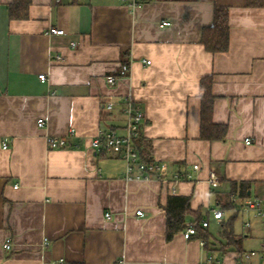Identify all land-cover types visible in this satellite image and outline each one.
Instances as JSON below:
<instances>
[{"label":"crops","instance_id":"0c3cea01","mask_svg":"<svg viewBox=\"0 0 264 264\" xmlns=\"http://www.w3.org/2000/svg\"><path fill=\"white\" fill-rule=\"evenodd\" d=\"M13 2L0 0V264H238L250 252L264 264V220L241 209L264 199V0H32L23 21L10 20ZM216 7L229 12L224 53L202 44ZM124 64L130 75L110 86ZM209 80L223 141L200 138ZM128 101L144 112L136 148L166 166L161 179L127 180L126 163L93 146L126 134ZM49 137L67 146L50 149ZM171 197L190 200L187 226L200 230L189 240L188 227L167 240ZM232 218L242 253L224 247Z\"/></svg>","mask_w":264,"mask_h":264},{"label":"built area","instance_id":"2783aa9c","mask_svg":"<svg viewBox=\"0 0 264 264\" xmlns=\"http://www.w3.org/2000/svg\"><path fill=\"white\" fill-rule=\"evenodd\" d=\"M57 3L60 0H56ZM121 3H125L132 8L139 7L141 4V0H117ZM169 23L164 22L162 27L168 26ZM50 35L56 36H64L65 31L59 30L55 28H51L49 30ZM60 59V58H58ZM147 65H150V61H146ZM131 73L130 64L122 65L119 75L118 76H107L106 81L107 83L113 87L117 85L120 80L126 79ZM40 80L45 81L46 76L40 75ZM112 105H108V109H112ZM122 113L127 117V125H126V134L119 135L114 131L102 132L98 136V138L93 142L94 148L99 151H106L109 152L126 163V173L125 177L127 180H138V181H150L154 179H161L162 175H165L166 166L162 163L155 161H144L136 148V142L141 138V129L142 124L144 122V112L136 107L132 101H128L125 106L122 108ZM38 126L40 128H44L45 121L40 119L38 121ZM48 145L50 149H62L67 146V139L62 137H49ZM247 144H250L251 141L248 139ZM7 148L6 146L4 147ZM195 170H198L199 167L195 166ZM186 179H190V175L184 176ZM177 181L182 180V176H176ZM209 183L212 189H218L220 186V178L219 176L212 171L209 176ZM17 188V187H16ZM232 203H236V197L232 196ZM242 210L247 211L256 219L264 220V199H245L242 202ZM139 217L144 216L142 211L136 213ZM106 217H110V214H107ZM213 217L216 221L221 222L224 218V212L222 210H213ZM246 227L251 228L252 224L250 221L246 222ZM209 221L202 222V228L208 229L209 228ZM198 234L197 228L192 226L188 227L187 230L184 232V238L186 240L191 239L193 236ZM45 246L48 245V241L44 242ZM202 245L204 242L202 241ZM6 250H11L12 243L10 240L6 241L5 244ZM256 252L245 253L243 255V262L241 261L238 264H252L251 260L256 257ZM209 262L212 264L213 259L212 256L209 259ZM216 264H220L219 262Z\"/></svg>","mask_w":264,"mask_h":264},{"label":"trees","instance_id":"16d2710c","mask_svg":"<svg viewBox=\"0 0 264 264\" xmlns=\"http://www.w3.org/2000/svg\"><path fill=\"white\" fill-rule=\"evenodd\" d=\"M199 2H214L215 0H197ZM32 0H14L13 5H10L9 18L12 21L28 20L30 17V9ZM229 12L226 8L216 7L214 11V24L203 30L202 44L205 49L211 53H224L229 49L230 34H229ZM212 82H204L202 88L204 95L202 98L201 109V132L200 138L208 141H223L227 134V128L224 125L214 124L212 120L214 96L211 91ZM236 185V184H235ZM236 209L229 203L224 210ZM238 211V209H236ZM190 214V200L182 197H171L166 209L167 215V240H171L177 233L184 231L187 226V216ZM235 218L223 225L222 237L226 239L225 248L235 247L240 253V239L234 232ZM199 223H195L194 227L199 231ZM206 238V237H205ZM77 264V263H76Z\"/></svg>","mask_w":264,"mask_h":264},{"label":"rangeland","instance_id":"374dc122","mask_svg":"<svg viewBox=\"0 0 264 264\" xmlns=\"http://www.w3.org/2000/svg\"><path fill=\"white\" fill-rule=\"evenodd\" d=\"M241 221H242V217L240 216L238 219H237V222H236V226H239L240 225V223H241ZM254 224H257V223H254ZM212 233L213 234H215L216 236H219L218 234H219V228L217 227V225L216 224H214L213 226H212Z\"/></svg>","mask_w":264,"mask_h":264}]
</instances>
